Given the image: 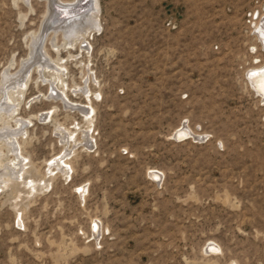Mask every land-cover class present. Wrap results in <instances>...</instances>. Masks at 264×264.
I'll return each instance as SVG.
<instances>
[{
  "label": "rangeland",
  "instance_id": "rangeland-1",
  "mask_svg": "<svg viewBox=\"0 0 264 264\" xmlns=\"http://www.w3.org/2000/svg\"><path fill=\"white\" fill-rule=\"evenodd\" d=\"M98 2L89 52L59 33L58 51L43 43L65 61L70 103L93 110L33 99L46 92L35 72L23 85L15 115L30 120L19 141L36 189H0V264H264V94L247 77L264 66V0ZM46 9L0 0V86ZM64 151L68 175H49Z\"/></svg>",
  "mask_w": 264,
  "mask_h": 264
},
{
  "label": "bare ground",
  "instance_id": "bare-ground-1",
  "mask_svg": "<svg viewBox=\"0 0 264 264\" xmlns=\"http://www.w3.org/2000/svg\"><path fill=\"white\" fill-rule=\"evenodd\" d=\"M23 1L27 2L28 0ZM43 1H45L47 9L42 19L43 22L41 21L42 24L39 32L36 35H32L33 38L30 44L29 56L20 63L18 71L15 73L13 72L14 74H10L8 69H5L2 74L3 81L2 85L0 86V94L1 98H7V100L2 99L3 102L0 103V189L8 188V183L15 180L19 183H22L24 187H28L29 190H33L35 188L33 182L36 180L33 181L30 176V179L28 180L30 185L26 183V178L28 177H25L24 174L28 173V168H25L26 166L24 165V159L26 157L22 154L21 143L19 141V138H23V136L27 134V123H29L30 120L27 121L19 117L17 118L15 115L17 106L19 105V101L23 95V85L28 83V78L30 77L31 72H35L37 74L34 79H39V84L46 85V92L39 93L37 96H33V99L36 98L37 100L41 95V98L44 100L46 99L58 102L61 107H67V110H72L75 108L77 111L81 113L84 112L86 115L89 114L90 109L93 110V106L90 103L86 106L83 104L77 105V103H70L66 92L63 91L64 72L62 68L65 67V61H62V58L59 56L55 59L51 58L43 43L46 37H48L47 39H49L48 41H50L51 46L56 51H58V49L62 46L54 43L55 41L53 42L54 39L52 38H55V34L59 33L62 36L63 45L77 43L78 48L89 52L90 44L87 40V37L91 36V34L95 32H98L101 28V23L99 20V2L98 0ZM60 13H64L66 16L59 17L58 14ZM260 17L261 18L254 22L253 28H256L258 38L261 44L264 46V16ZM82 43L85 44L81 46ZM90 70L91 68L89 71ZM87 76H89L88 80L91 81L93 77L91 76V73H89ZM248 76L253 87L260 91V93L264 94V66L256 67L255 69L250 70L247 74V77ZM50 86V92L48 93L47 91H49L48 89ZM88 90V92L91 91L90 88ZM8 98L12 101L11 104L8 103ZM88 99L91 102V97ZM53 110H56V106L52 107L46 112H40L36 115V118L44 122V120L48 117V115L50 116ZM12 122L16 124V128H13V125L11 124ZM87 126L91 125L88 123ZM89 129H87V131ZM69 133L73 135V132L70 130ZM174 133L178 136L185 135L186 137L190 131L187 128L179 127ZM87 134L84 135V138L88 144L91 140L90 137L88 138ZM8 152L11 154V158L8 157ZM69 153L70 152L64 151L63 154L58 153L47 159L44 162V166L47 167V173L52 175V173L58 171L64 175H68V170H71V166L68 162ZM10 162H13L12 166H8ZM11 167L17 170L12 172ZM152 173L155 176L158 175V173L154 170ZM45 183L43 182V185ZM38 184L41 186L40 183ZM77 187L81 188L82 185ZM80 191H83V189L81 188ZM97 226V223H93L92 227L94 228ZM208 246L213 251L218 248V246L214 243H210L207 245V247Z\"/></svg>",
  "mask_w": 264,
  "mask_h": 264
},
{
  "label": "water",
  "instance_id": "water-1",
  "mask_svg": "<svg viewBox=\"0 0 264 264\" xmlns=\"http://www.w3.org/2000/svg\"><path fill=\"white\" fill-rule=\"evenodd\" d=\"M62 11V10H61ZM59 17H63V16H66L64 13H60L58 14Z\"/></svg>",
  "mask_w": 264,
  "mask_h": 264
},
{
  "label": "built area",
  "instance_id": "built-area-1",
  "mask_svg": "<svg viewBox=\"0 0 264 264\" xmlns=\"http://www.w3.org/2000/svg\"><path fill=\"white\" fill-rule=\"evenodd\" d=\"M251 18H255V14H250ZM261 18V17H260ZM254 29V28H253ZM256 32V31H255ZM94 232V231H93Z\"/></svg>",
  "mask_w": 264,
  "mask_h": 264
}]
</instances>
